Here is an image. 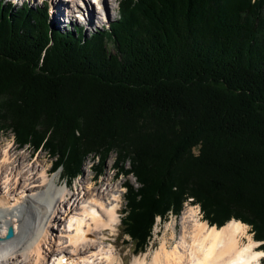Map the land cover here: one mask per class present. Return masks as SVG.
Wrapping results in <instances>:
<instances>
[{
	"label": "trees",
	"instance_id": "1",
	"mask_svg": "<svg viewBox=\"0 0 264 264\" xmlns=\"http://www.w3.org/2000/svg\"><path fill=\"white\" fill-rule=\"evenodd\" d=\"M49 17L0 0V132L46 146L73 180L114 153L140 184H124L122 223L141 249L193 199L264 252V0H121L89 37Z\"/></svg>",
	"mask_w": 264,
	"mask_h": 264
},
{
	"label": "bare ground",
	"instance_id": "2",
	"mask_svg": "<svg viewBox=\"0 0 264 264\" xmlns=\"http://www.w3.org/2000/svg\"><path fill=\"white\" fill-rule=\"evenodd\" d=\"M69 1L54 8V17L61 13L60 19H71L67 12L75 2L89 23L97 17L96 9L107 17L116 2L102 0L95 8L96 0ZM13 148L0 147V264H123L108 240L117 229L122 199L114 178L99 187L95 176H87L79 189H68L58 175H49L50 169L39 162L31 165L28 155L17 157ZM197 217L196 209H187L173 248L165 239L151 261L136 258L133 264H264L259 243L241 245L247 225L232 220L218 228ZM8 226L15 232L11 239H6Z\"/></svg>",
	"mask_w": 264,
	"mask_h": 264
},
{
	"label": "rangeland",
	"instance_id": "3",
	"mask_svg": "<svg viewBox=\"0 0 264 264\" xmlns=\"http://www.w3.org/2000/svg\"><path fill=\"white\" fill-rule=\"evenodd\" d=\"M5 2H11L15 6L20 7L23 6V4H29L31 7L36 8L37 6L43 7L44 4L41 0H4ZM48 4L49 8V14H50V22L52 25L54 23L60 28L62 31H67V27L69 30V27L72 29L75 27H83L86 31V36L89 37L91 34L96 32L97 29L103 30L107 27H109V24H111L113 21L118 19L119 17V11L116 6V2L113 3V6L111 5V14L107 17H104L103 15L98 14L100 12L99 9H96L97 11V17L94 18V20L90 21L89 23L84 20V15L82 16V13H80L79 10L76 9V3L73 2L70 4V10H68L67 15H69V18L67 17H61L60 14H55L54 17V8L60 9L61 7L58 6V4L62 0H45ZM71 1V0H70ZM69 1V2H70ZM121 1V0H118ZM65 4H68V2H64ZM71 3V2H70ZM80 8V7H79ZM96 8V6H95ZM84 9V8H83ZM60 10H58L59 12ZM78 11V12H76ZM86 12V11H84ZM88 20V18H87ZM14 132L10 129L6 132V135L4 134V131L0 132V147L5 148L8 145H13L15 150V153H17V157L20 155H28V161L31 163V165L39 162L40 164H43L47 169L49 170V175L54 176L58 175L60 177L59 183L64 186H68V189L76 190L81 187V184L86 181L87 176H95V173H97V170L95 169V164L100 162V159L95 155H90L82 164V170L83 172L81 175L74 178V180L68 176L67 174H64L62 171V168H56V162L57 158H54L53 155L47 151L44 148H41L39 150H34V147L27 144L23 147H17L18 145L15 143L14 140ZM13 148V149H14ZM19 152V153H18ZM31 154V155H30ZM16 157V158H17ZM118 158L114 153L110 154V156L102 161L105 164L104 172L99 176L96 175V179L99 181V187L104 184V180L108 178H114L113 184L114 185H120V192L122 195L121 204H120V210H119V222L117 225V229L114 234H110L109 241L114 243L115 247L117 248L116 251H118L120 259L122 260L123 264H133L136 258H146L149 261L153 258L155 253L159 252L161 249L162 244L164 243L165 239L168 241V249H172L173 246L176 244V241L178 240L179 234L181 232V219L183 216V213L190 208L196 209L198 213V219L202 220V222L208 223L206 221V218H204V213L202 212V209L199 205L195 204V200L193 199H187L186 201L182 202L180 211L178 213H175L173 211L169 212L166 216V218H160L158 217L156 219V224L153 230L152 238L148 240L147 247L145 249H141L140 245L137 246L133 242V240L130 238L129 235L125 234V227L122 223V220L126 216V199H125V193L126 188H124V184L130 183L132 184L136 189L140 187V184L137 183V179L133 176H124L121 175L118 172V169L116 168ZM97 165V164H96ZM90 166V167H88ZM127 168L130 167L129 163H126ZM102 170V169H101ZM98 174V173H97ZM112 183V182H111ZM122 186V187H121ZM70 187V188H69ZM241 222V221H240ZM229 223V222H228ZM227 223V224H228ZM209 224V223H208ZM246 225V224H245ZM210 226V224H209ZM174 235V237L172 236ZM251 240H254V232L252 231L251 227L247 225V233L241 238V245H247ZM255 241V240H254ZM261 243L256 245V249L259 247ZM136 246V247H135ZM260 251L259 249H257ZM263 252V251H261ZM264 256L261 258V262L263 261Z\"/></svg>",
	"mask_w": 264,
	"mask_h": 264
},
{
	"label": "water",
	"instance_id": "4",
	"mask_svg": "<svg viewBox=\"0 0 264 264\" xmlns=\"http://www.w3.org/2000/svg\"><path fill=\"white\" fill-rule=\"evenodd\" d=\"M14 230H13V228L12 227H10L9 229H8V234H7V236H6V239H11V238H13L14 237Z\"/></svg>",
	"mask_w": 264,
	"mask_h": 264
}]
</instances>
